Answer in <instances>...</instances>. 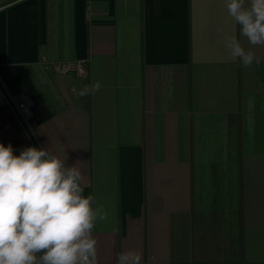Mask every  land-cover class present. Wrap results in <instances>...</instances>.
I'll return each instance as SVG.
<instances>
[{"label": "crops", "instance_id": "0c3cea01", "mask_svg": "<svg viewBox=\"0 0 264 264\" xmlns=\"http://www.w3.org/2000/svg\"><path fill=\"white\" fill-rule=\"evenodd\" d=\"M232 35L251 47L224 0H0V77L38 138L7 145L77 163L98 264H264V47L241 67ZM68 60L87 77L49 65Z\"/></svg>", "mask_w": 264, "mask_h": 264}, {"label": "clouds", "instance_id": "9594fccd", "mask_svg": "<svg viewBox=\"0 0 264 264\" xmlns=\"http://www.w3.org/2000/svg\"><path fill=\"white\" fill-rule=\"evenodd\" d=\"M239 37H226L233 61L248 68L259 63L255 47H264V0H224ZM217 31H222L218 28ZM96 83L79 93L99 90ZM103 210L84 195L77 163L68 166L48 148L27 147L14 155L0 143V264H98L94 229ZM135 250L117 254L116 264H141Z\"/></svg>", "mask_w": 264, "mask_h": 264}, {"label": "built area", "instance_id": "2783aa9c", "mask_svg": "<svg viewBox=\"0 0 264 264\" xmlns=\"http://www.w3.org/2000/svg\"><path fill=\"white\" fill-rule=\"evenodd\" d=\"M49 65L57 74L75 73L80 77L88 75V68L79 60L57 61ZM33 117V103L29 93L25 90L12 92L0 77V143L8 146V140L17 134V127L30 140H38L32 124ZM19 154L20 150L14 149V155Z\"/></svg>", "mask_w": 264, "mask_h": 264}, {"label": "trees", "instance_id": "16d2710c", "mask_svg": "<svg viewBox=\"0 0 264 264\" xmlns=\"http://www.w3.org/2000/svg\"><path fill=\"white\" fill-rule=\"evenodd\" d=\"M89 97V94L88 95H86V96H84V101H83V103H84V106L85 107H88L89 106V101H88V98Z\"/></svg>", "mask_w": 264, "mask_h": 264}, {"label": "rangeland", "instance_id": "374dc122", "mask_svg": "<svg viewBox=\"0 0 264 264\" xmlns=\"http://www.w3.org/2000/svg\"><path fill=\"white\" fill-rule=\"evenodd\" d=\"M34 139H35V138H34ZM34 142H35V144H36V145H38V144H39L37 140H34Z\"/></svg>", "mask_w": 264, "mask_h": 264}]
</instances>
